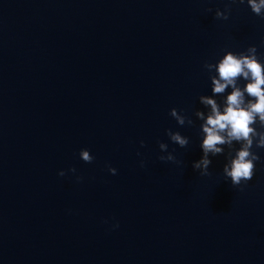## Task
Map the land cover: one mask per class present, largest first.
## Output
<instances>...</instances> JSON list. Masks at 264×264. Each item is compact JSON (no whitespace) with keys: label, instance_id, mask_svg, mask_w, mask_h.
Listing matches in <instances>:
<instances>
[{"label":"water","instance_id":"95a60500","mask_svg":"<svg viewBox=\"0 0 264 264\" xmlns=\"http://www.w3.org/2000/svg\"><path fill=\"white\" fill-rule=\"evenodd\" d=\"M250 44L246 0H0V264H264V149L243 191L192 167L203 64Z\"/></svg>","mask_w":264,"mask_h":264},{"label":"clouds","instance_id":"9594fccd","mask_svg":"<svg viewBox=\"0 0 264 264\" xmlns=\"http://www.w3.org/2000/svg\"><path fill=\"white\" fill-rule=\"evenodd\" d=\"M239 2L245 3V0ZM246 3L253 14L264 19V0H246ZM230 13V4H226L223 11L219 8L215 10V18L227 20ZM203 67L209 73L212 94H201L198 97L206 111L196 109L194 113L201 121L202 156L193 161L192 167L201 176L210 175L211 157L224 155L226 162L223 165V176L230 179L233 187L243 191L254 176L256 162L261 159L254 149H264V61L260 58L257 46L250 44L239 52L223 50V55L215 62L205 61ZM241 80L245 81L242 86ZM229 89L231 90L228 91ZM217 96L222 97V100L218 102ZM170 115L180 126L194 124L183 110L178 111L173 107ZM166 134L181 148L187 147L190 142L189 137L178 130L169 128L166 129ZM140 143L144 145L143 140ZM168 147L167 143L159 142L161 152L167 153L160 155L159 160L182 163L174 155L175 150L168 151ZM79 156L86 163L94 160L87 148H81ZM140 163L143 167L144 161L141 160ZM107 168L111 174H116L117 169L111 164ZM69 171L75 173L76 169L71 167ZM58 174L64 176L65 171L62 169ZM81 179L82 177L77 176V181ZM113 227H118V223Z\"/></svg>","mask_w":264,"mask_h":264}]
</instances>
